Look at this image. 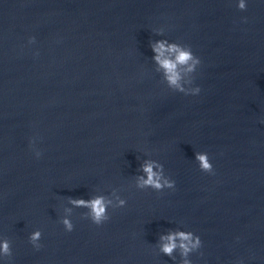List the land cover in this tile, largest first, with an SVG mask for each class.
Listing matches in <instances>:
<instances>
[{
  "label": "water",
  "instance_id": "obj_1",
  "mask_svg": "<svg viewBox=\"0 0 264 264\" xmlns=\"http://www.w3.org/2000/svg\"><path fill=\"white\" fill-rule=\"evenodd\" d=\"M162 38L200 57L198 95L162 82L150 48ZM196 151L212 172L199 169ZM145 157L164 165L174 190L135 187ZM112 188L124 208H109L100 225L74 208L65 231L67 197ZM37 228L39 250L28 241ZM175 228L201 237L193 264H264V3L0 0L8 264H176L156 246Z\"/></svg>",
  "mask_w": 264,
  "mask_h": 264
},
{
  "label": "clouds",
  "instance_id": "obj_2",
  "mask_svg": "<svg viewBox=\"0 0 264 264\" xmlns=\"http://www.w3.org/2000/svg\"><path fill=\"white\" fill-rule=\"evenodd\" d=\"M235 6L240 10H245L248 6V0H232ZM264 3V0H260ZM246 19V18H245ZM156 34L163 35V29L156 30ZM35 42V37H29L28 43ZM150 48L153 53L151 59L154 62L155 70L161 74L162 82L167 88L183 93L185 95H198L201 87L195 83V73L201 64V59L197 56L189 45L171 41L168 38L155 39L150 41ZM36 137L29 141V146L33 150L35 157L41 156V150L36 146ZM195 160L201 171L212 172L213 164L209 155L204 151L195 152ZM134 185L137 189L151 188L157 192L164 189H175L176 181L165 174L164 165L150 157L140 160L137 174L134 175ZM127 200L120 195L117 188H112L107 195L97 190L87 199L83 197H67V205L63 208L64 215L60 222L65 231L71 232L74 228L71 214L74 208H84L87 211L83 213L92 223L100 225L109 220V208L115 210L124 208ZM42 232L40 229L31 231L28 235V241L32 247L39 250L41 244ZM201 237L191 230L182 228L168 229L161 232L156 241L159 253L171 257L176 264H193L189 258L190 254L201 248ZM178 253L179 260L176 255ZM12 256L11 241L9 238L0 234V264H8ZM243 264V262H241Z\"/></svg>",
  "mask_w": 264,
  "mask_h": 264
}]
</instances>
